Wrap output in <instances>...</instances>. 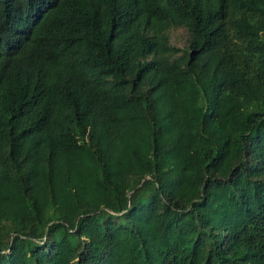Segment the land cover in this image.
I'll use <instances>...</instances> for the list:
<instances>
[{
    "label": "trees",
    "instance_id": "trees-1",
    "mask_svg": "<svg viewBox=\"0 0 264 264\" xmlns=\"http://www.w3.org/2000/svg\"><path fill=\"white\" fill-rule=\"evenodd\" d=\"M0 264H264V0H0Z\"/></svg>",
    "mask_w": 264,
    "mask_h": 264
},
{
    "label": "rangeland",
    "instance_id": "rangeland-1",
    "mask_svg": "<svg viewBox=\"0 0 264 264\" xmlns=\"http://www.w3.org/2000/svg\"><path fill=\"white\" fill-rule=\"evenodd\" d=\"M185 39V34L181 30H176L172 32L171 40L172 44L178 47H182L183 41Z\"/></svg>",
    "mask_w": 264,
    "mask_h": 264
}]
</instances>
